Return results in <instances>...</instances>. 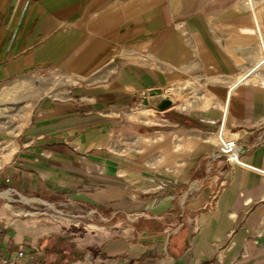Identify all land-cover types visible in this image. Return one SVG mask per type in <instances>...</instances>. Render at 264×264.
<instances>
[{
	"label": "crops",
	"instance_id": "obj_1",
	"mask_svg": "<svg viewBox=\"0 0 264 264\" xmlns=\"http://www.w3.org/2000/svg\"><path fill=\"white\" fill-rule=\"evenodd\" d=\"M259 47L264 0H0V86L64 77L0 137V249L23 248L20 264H264V84L237 79ZM152 88L173 106H140ZM219 132L256 170L216 156ZM2 212L39 220L35 237Z\"/></svg>",
	"mask_w": 264,
	"mask_h": 264
},
{
	"label": "rangeland",
	"instance_id": "obj_2",
	"mask_svg": "<svg viewBox=\"0 0 264 264\" xmlns=\"http://www.w3.org/2000/svg\"><path fill=\"white\" fill-rule=\"evenodd\" d=\"M263 61V62H262ZM261 63L255 72L247 71ZM245 72V73H244ZM243 73V74H242ZM237 79L244 82L264 84V54L261 47L258 48L256 59L252 65L246 68ZM64 77L54 73L37 74L28 76L24 79H14L0 86V137H8L15 134L26 122L29 111L34 101L41 96L46 89L55 85L62 84ZM2 218L9 224L17 228V239L23 234H29L35 237L37 230L35 228L36 219L28 218L19 220L10 213L2 212ZM60 220V219H58ZM73 220V219H72ZM71 220V221H72ZM73 225L80 231V225L74 221ZM81 236V232L78 233Z\"/></svg>",
	"mask_w": 264,
	"mask_h": 264
},
{
	"label": "built area",
	"instance_id": "obj_3",
	"mask_svg": "<svg viewBox=\"0 0 264 264\" xmlns=\"http://www.w3.org/2000/svg\"><path fill=\"white\" fill-rule=\"evenodd\" d=\"M216 156L223 158L227 163L238 165L248 168L250 170H256L253 167L245 164L241 159L237 151V144L235 140L225 138L221 132L218 133ZM59 210L52 209L50 215L54 220L61 216ZM25 257V251L23 248L17 249L12 253H6L0 249V264H20Z\"/></svg>",
	"mask_w": 264,
	"mask_h": 264
},
{
	"label": "water",
	"instance_id": "obj_4",
	"mask_svg": "<svg viewBox=\"0 0 264 264\" xmlns=\"http://www.w3.org/2000/svg\"><path fill=\"white\" fill-rule=\"evenodd\" d=\"M138 104L140 106H151L157 111H163L173 106L174 101L163 94L161 89L152 88L141 92Z\"/></svg>",
	"mask_w": 264,
	"mask_h": 264
},
{
	"label": "bare ground",
	"instance_id": "obj_5",
	"mask_svg": "<svg viewBox=\"0 0 264 264\" xmlns=\"http://www.w3.org/2000/svg\"><path fill=\"white\" fill-rule=\"evenodd\" d=\"M262 62H263V61H262ZM262 62H261V63H262ZM261 63H260V64H261ZM224 135H225V134H224Z\"/></svg>",
	"mask_w": 264,
	"mask_h": 264
}]
</instances>
